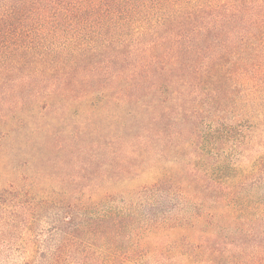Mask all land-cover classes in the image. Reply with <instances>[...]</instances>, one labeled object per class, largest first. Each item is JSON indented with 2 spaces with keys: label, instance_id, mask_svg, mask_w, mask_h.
<instances>
[{
  "label": "trees",
  "instance_id": "obj_1",
  "mask_svg": "<svg viewBox=\"0 0 264 264\" xmlns=\"http://www.w3.org/2000/svg\"><path fill=\"white\" fill-rule=\"evenodd\" d=\"M262 128L264 0H0V264H264Z\"/></svg>",
  "mask_w": 264,
  "mask_h": 264
},
{
  "label": "rangeland",
  "instance_id": "obj_2",
  "mask_svg": "<svg viewBox=\"0 0 264 264\" xmlns=\"http://www.w3.org/2000/svg\"><path fill=\"white\" fill-rule=\"evenodd\" d=\"M116 126V130L111 129L112 127ZM118 126V127H117ZM172 126V127H171ZM166 127H170L167 129H170L171 131H174L173 125L168 124L167 118L165 117L159 125L156 126V130H162ZM103 128L105 129V134L107 135H118L122 132V127H120V125H117L115 122L111 123L108 126H103ZM262 132H260L258 139L256 140V143L254 144V148L256 150H261L262 146H263V140H264V128H262ZM136 131L138 133L139 129L136 128ZM170 132V131H169ZM168 132V133H169ZM93 138L87 140V144H90V142H92ZM81 144L77 143V146H79ZM120 146L119 145H114L111 148L107 149V151H109V154H113L115 153V155L120 156V152L121 150H119ZM77 149L75 147L74 149H67V150H58V151H54L52 150V148H46V150L43 152L44 153V157H43V161L42 163H40V167H42L44 170H46L47 172H50L52 175L56 176L58 178L61 179H65V180H71L72 179V173L74 172H78V167L74 168V170L72 169L73 167H70V165L67 167V159L71 157V155L73 154V152H75ZM113 152V153H112ZM74 155V154H73ZM92 155L91 152H87L85 157H81L83 160V163L86 165V169L84 171H82L83 176H88V179L91 180H96L95 179V172L96 171H100L99 173H102V170L98 169V163L99 160L96 162L97 164L94 163V161L92 160V158L90 157ZM112 157V156H111ZM104 158V157H103ZM100 159V158H99ZM113 162L114 167L110 168V170H114V168L117 166H119V162L118 159L116 160V157L114 159L111 160ZM84 167V166H82ZM94 176V177H90V176ZM152 177H145V176H139V177H134L132 179H129L127 181H122L119 182L116 186V189H130V188H137L138 186H140L141 184H144V182L152 180ZM99 180V179H97ZM83 182V181H82ZM87 182V181H86ZM150 182V181H149ZM196 197V196H195ZM202 200V198L196 197V200L194 198L191 197V202H192V212L194 214L196 213H202L203 212V208L202 206H200V201ZM213 200V199H212ZM206 201H208L206 199ZM214 201V200H213ZM211 202V201H210Z\"/></svg>",
  "mask_w": 264,
  "mask_h": 264
}]
</instances>
